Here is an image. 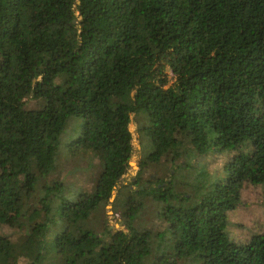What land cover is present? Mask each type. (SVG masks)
I'll return each instance as SVG.
<instances>
[{"label":"trees","instance_id":"trees-1","mask_svg":"<svg viewBox=\"0 0 264 264\" xmlns=\"http://www.w3.org/2000/svg\"><path fill=\"white\" fill-rule=\"evenodd\" d=\"M131 114L151 151L117 190L114 233L101 212ZM65 147L93 159L81 185ZM162 162L168 180L144 181ZM247 184L264 191V0H0V264H264V233L230 237ZM145 207L156 230L135 224Z\"/></svg>","mask_w":264,"mask_h":264},{"label":"rangeland","instance_id":"rangeland-1","mask_svg":"<svg viewBox=\"0 0 264 264\" xmlns=\"http://www.w3.org/2000/svg\"><path fill=\"white\" fill-rule=\"evenodd\" d=\"M164 73L168 75L169 83L174 81L168 68L164 69ZM38 103L35 101H27L26 106L29 109H37ZM81 118L71 119L70 124L66 128L64 134L60 137V148L67 146L76 139L75 131L78 130ZM141 120L134 114L130 115L129 122L125 127V135L130 138L132 146V157L128 164L127 171L122 177L119 185L113 191L114 196L112 200H109V204L104 206L101 212L102 218L106 219L105 224L107 229L116 232L125 230L123 223L120 219V213H115L114 199L117 194V190L121 189L122 186L128 185L134 180L137 173L140 171L139 164L143 158L151 151V146L148 140L140 138L138 132ZM76 145L74 144L69 150H75ZM69 150L62 148L61 154L58 160L60 170H62L64 177H67L72 182L82 184L84 180L92 178V157L89 155L79 154L78 157L71 158L72 155ZM72 150V151H73ZM78 154V153H77ZM228 156L222 154L217 157L210 158V168L215 167L217 164H222L227 161ZM164 164L149 166L141 174L143 175L144 181L154 179H161L163 181L168 180L169 172H171V166L167 162ZM94 164V161H93ZM141 165V164H140ZM99 171V170H98ZM96 172V174L98 173ZM63 177V176H61ZM63 177V178H64ZM90 183L89 185H91ZM146 185V184H145ZM132 189H134L132 187ZM145 200V199H144ZM145 207L143 215L135 221V224L139 229H157L160 225V221L157 219V213L159 207ZM97 226L94 228L95 232H99L103 227V223L99 217L97 218ZM230 237L237 241L244 240L251 234L264 233V191L260 187L251 185H245L241 191V204L230 214ZM3 234L11 237L12 239L18 238L19 231L15 229L2 228Z\"/></svg>","mask_w":264,"mask_h":264},{"label":"water","instance_id":"water-1","mask_svg":"<svg viewBox=\"0 0 264 264\" xmlns=\"http://www.w3.org/2000/svg\"><path fill=\"white\" fill-rule=\"evenodd\" d=\"M113 196H114V193L112 192V197H111L110 201L112 200Z\"/></svg>","mask_w":264,"mask_h":264}]
</instances>
